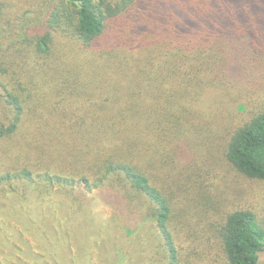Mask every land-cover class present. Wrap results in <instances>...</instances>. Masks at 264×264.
Segmentation results:
<instances>
[{
    "label": "trees",
    "instance_id": "trees-1",
    "mask_svg": "<svg viewBox=\"0 0 264 264\" xmlns=\"http://www.w3.org/2000/svg\"><path fill=\"white\" fill-rule=\"evenodd\" d=\"M27 1L43 8L34 21L43 31L12 34L28 11L16 13L11 29L0 22V183L12 187L13 180L36 177L41 189L56 187L83 221L98 201L110 209V221L124 237L130 223L151 221L167 264L202 258L189 242L200 233L216 246L219 264H259L264 226L252 210L226 211L200 230L197 223L176 227L189 214L203 216L211 205L207 211L199 204L207 187L200 175L187 174L180 184L172 172L177 145L187 144L182 127L193 110H217L230 100L236 104L234 90L264 88V0ZM37 94L48 101L56 95L53 108L69 101L72 110L48 111L52 124L55 116L57 126L65 127L66 150L35 146L50 160L34 169L18 164L14 150L23 115L35 108ZM262 103L235 127L225 151L236 172L260 181ZM46 121L47 127L37 125L41 137L48 136ZM37 133L29 132L34 141ZM51 136L49 142H55ZM70 146L73 160L67 158ZM194 190L195 201L189 198ZM186 247L190 255L184 256Z\"/></svg>",
    "mask_w": 264,
    "mask_h": 264
},
{
    "label": "rangeland",
    "instance_id": "rangeland-1",
    "mask_svg": "<svg viewBox=\"0 0 264 264\" xmlns=\"http://www.w3.org/2000/svg\"><path fill=\"white\" fill-rule=\"evenodd\" d=\"M0 5V22L8 29L13 27L17 12H29L24 14V25L15 29L12 34L43 31L42 25L34 27V21L44 12L43 8L39 10L37 7H29L27 0H4ZM9 34L2 39L3 43L8 41ZM242 90L233 92L232 99L236 104L230 100L226 107L217 110L201 109L200 113L193 110L188 121L183 124L182 129L187 131V144L182 143L176 147V166L172 176L176 183L182 184L185 175H200L207 187L200 191L202 197L199 204L203 206L202 210L208 211V206L211 207L209 212L202 213L203 216L200 213L189 214L183 219L185 221H177L176 227L181 225L179 223L187 224L184 226L197 223L199 230L204 226L208 228L207 224L219 222L224 212L233 209L252 210L259 223L264 226V181L239 174L225 159L226 145L232 131L245 122L253 110L259 109L264 101L262 86L255 85ZM72 96L74 97L73 94ZM53 97L48 101L42 98V94L35 95L32 102L35 108L23 115L17 133V149L14 150V155L19 160L17 163L22 166L37 169L36 164L43 165L47 159L49 164L48 153L35 151V146L48 152V145H51V150L59 149L61 153H65V127L57 126L55 116L51 117L53 125L48 115L49 112L56 115L52 110L72 108L68 107L69 101L62 102L59 108H53L51 101L57 99V96ZM238 105L243 110L238 109ZM47 119L48 136L41 137L37 125L47 127ZM59 123H65L66 126L68 121L61 119ZM32 128L39 132L36 135L38 141H34V137L29 134ZM50 134L55 142H49ZM74 153L70 146L68 160L74 159ZM12 156L10 154L8 158ZM22 185L27 187V191L23 192ZM200 186L201 184L198 185ZM12 187L6 182L0 183V264H167L164 248L159 244L161 235L156 232L151 221L146 220L143 224L130 223L129 229L132 230L124 237L115 227L117 224L110 221V209L98 201L89 209L88 216L83 221L78 217L79 212L70 209L56 187L50 192L45 191L41 189V182L36 177L28 181L22 178L13 180ZM171 187L174 188L175 185L171 184ZM189 198L196 200L195 190ZM185 200L192 204L189 199ZM207 237V233H200L199 236L194 235L193 239L189 238L192 250L202 252V258H188L191 264H219L217 248L206 240ZM186 253L190 255L187 247L184 256ZM259 264H264V252L259 253Z\"/></svg>",
    "mask_w": 264,
    "mask_h": 264
}]
</instances>
